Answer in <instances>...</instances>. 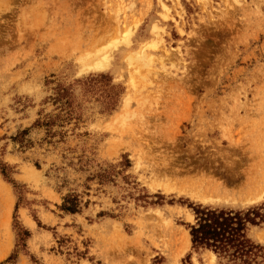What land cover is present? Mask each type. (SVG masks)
<instances>
[{
	"label": "rangeland",
	"instance_id": "374dc122",
	"mask_svg": "<svg viewBox=\"0 0 264 264\" xmlns=\"http://www.w3.org/2000/svg\"><path fill=\"white\" fill-rule=\"evenodd\" d=\"M0 160V264H218L188 205L264 202V0H0Z\"/></svg>",
	"mask_w": 264,
	"mask_h": 264
},
{
	"label": "trees",
	"instance_id": "16d2710c",
	"mask_svg": "<svg viewBox=\"0 0 264 264\" xmlns=\"http://www.w3.org/2000/svg\"><path fill=\"white\" fill-rule=\"evenodd\" d=\"M0 173L17 193H21L23 185L12 177L13 170L1 160ZM188 206L194 213V222L187 224L192 249L213 251L218 264H222V260L232 264H260L264 261V245L247 235L249 226L264 222V202L246 209H225L192 203ZM58 207L64 213L74 214L81 210L82 201L78 195L68 193ZM17 208L18 203L14 208L13 227L19 244L25 248V240L30 232L17 221ZM16 255L15 249L7 261L15 260Z\"/></svg>",
	"mask_w": 264,
	"mask_h": 264
},
{
	"label": "bare ground",
	"instance_id": "6f19581e",
	"mask_svg": "<svg viewBox=\"0 0 264 264\" xmlns=\"http://www.w3.org/2000/svg\"><path fill=\"white\" fill-rule=\"evenodd\" d=\"M124 33V32H123ZM129 28H128V30L125 32V35L128 37V35H129ZM126 37V38H127ZM125 38V37H124ZM104 60H105V56L103 57V58H101V61H98V62H95V63H93V67H100V66H102V64H103V62H104ZM203 181V180H202ZM205 182H206V180H205ZM207 182H208V180H207ZM210 183V182H209ZM191 184V183H190ZM248 187H250V186H252V184L253 183H251V182H249L248 181ZM255 185V184H254ZM254 185H253V187H254ZM214 186V185H213ZM218 186H219V184H218ZM242 186V185H241ZM240 186V187H241ZM204 187V186H203ZM210 188V187H209ZM216 188V187H215ZM249 189V188H248ZM253 189V188H252ZM256 190V189H255ZM201 191V190H200ZM247 191V190H246ZM203 192H204V190H203ZM202 192V193H203ZM213 192V191H212ZM217 193V192H216ZM246 194V193H245ZM248 194V193H247ZM260 192L258 193L257 192V194H255L254 195V198H256V197H259L260 196ZM210 195V194H209ZM239 195V194H238ZM186 240H188V244H190V237H189V234H188V232L186 231ZM207 252H209L210 253V255H211V258L215 261V255L211 252V251H207Z\"/></svg>",
	"mask_w": 264,
	"mask_h": 264
}]
</instances>
